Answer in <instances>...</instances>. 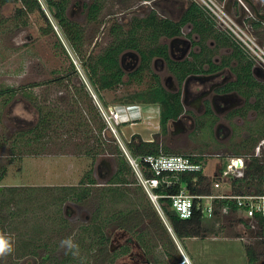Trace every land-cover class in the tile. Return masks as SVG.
Listing matches in <instances>:
<instances>
[{
	"label": "rangeland",
	"instance_id": "obj_1",
	"mask_svg": "<svg viewBox=\"0 0 264 264\" xmlns=\"http://www.w3.org/2000/svg\"><path fill=\"white\" fill-rule=\"evenodd\" d=\"M91 1L66 0V16L79 25L82 33L76 44L77 53L74 52V47L66 39L57 21L48 10L47 0H39L45 17L39 11H33L16 18L14 16L15 9L20 6L19 2L0 4V88H16L14 95L10 98L7 97L9 93L0 94V172H3L2 179H0V190L8 186L76 185L90 168H93L92 176L96 178L98 185H103L114 169L112 157L106 154L94 159L90 157V153L84 154L83 149L87 148V150L93 151L97 148L98 142H111V139L125 148V142L133 134H137L143 140L157 142L160 148L166 147L168 153H190L201 156L205 154L203 156L208 158L204 166L207 175L219 167L220 162L222 165L226 162L224 160L228 159L227 157L235 155V152H241L240 155L247 160L253 149L245 148L239 145V142L247 136L248 130L256 128L255 124L258 120L260 123H264V112L262 115L257 114V117H254V112L248 111L245 113L243 121L238 117L227 120L220 117L214 119L210 127H201L199 132L179 130L169 122L166 131L162 133L159 125L160 108L157 104L123 101L127 97V93L140 86L144 87L150 82L146 74L141 85L133 82L131 85L120 84L112 89L100 91V95L107 104L105 108L114 105L120 106V104L153 108L150 111L144 110L142 117H139L136 112L141 111L135 107L133 120L116 126L117 136L106 127V124H103L100 114L98 117L97 113L88 112L85 96L83 93L75 91V88L79 86V81L82 80L88 90L92 91L91 95L95 94V99L98 102L99 99L84 77L80 60L82 57L94 56L102 52L111 42L110 26L114 22H118L126 27L132 17H142L151 8L156 9L160 16L177 20L185 6L188 5L187 0H98L101 10L96 19L91 20L87 18L86 9L83 6ZM254 2L256 4L260 0H254ZM48 23L52 29L43 33V28ZM190 28L192 25L188 23L182 26L183 33L181 35L183 38L187 37L185 34L189 33ZM189 38L196 41L198 34L195 32ZM222 41L216 39L217 44H221V46H217V54L226 55L231 50V46L227 42H225L226 44L221 43ZM203 42L207 48L213 42V38L208 37ZM167 43L169 44V41ZM135 55L130 49L119 55L125 72L136 66ZM153 62L151 59L150 68L159 74L164 86L166 87L167 82L171 84V76L164 67L163 61ZM70 63L75 66L78 78L75 75L68 76L59 82L52 81L28 87L34 82H45L57 74L66 73ZM106 63L107 61H105ZM223 71L224 76L231 77L229 70L224 69ZM18 87L22 88L17 90ZM36 104L46 111L49 110L45 111L46 115L43 117L46 121L44 128L40 129L45 137H41L39 141L25 147L16 134L25 132L39 123L40 118ZM140 108L142 109V107ZM67 110L72 112H65ZM79 120L88 125L90 132L84 133L86 128L83 124L77 125ZM216 121L227 127V136L223 130L218 128L217 131V127L213 126ZM101 125L102 128L98 132V127ZM212 129L215 134L217 133L216 140L213 138L215 136H213ZM70 130L75 132L70 134ZM71 135L73 137L68 139ZM24 136H28V134H24ZM63 140V143L69 142L64 145ZM78 143L82 148H76V145L79 146ZM213 154H220V157H215ZM204 177L205 179L199 183L200 189L209 186V184L207 185L209 177ZM250 191L253 192L254 188H250ZM41 207L36 208L35 213L28 216L27 214L21 215L18 227L23 236L30 232L29 226L42 220L44 212ZM92 209L93 204L88 201L82 203L67 201L64 203L63 216L68 220L72 235H65L66 231L65 234L62 232L53 235L55 242H58L56 252L63 249L61 247L62 240L69 237L74 240V231H77L81 224L89 221ZM218 217L221 229H216L217 235L207 231L205 238H186L183 241V247L179 243L192 263L248 264L246 250L251 249L256 256V260L252 264H264V229L243 231L241 219H238L236 214L228 216L218 214ZM208 223L211 222L206 221V225ZM108 232H110V241L107 245L109 251L121 249L124 245L129 246L130 251L104 264H121V262L145 264V256L133 243L127 232L117 230L113 226L108 228ZM241 236L244 239H241ZM26 238L23 237V239ZM49 238L51 237L46 234L38 242L41 244L53 242V239ZM36 252L37 254L33 257L13 255L12 260L7 256L5 263L38 264L40 257H46L47 254L42 247L36 249ZM89 264L96 263L90 262Z\"/></svg>",
	"mask_w": 264,
	"mask_h": 264
},
{
	"label": "trees",
	"instance_id": "obj_2",
	"mask_svg": "<svg viewBox=\"0 0 264 264\" xmlns=\"http://www.w3.org/2000/svg\"><path fill=\"white\" fill-rule=\"evenodd\" d=\"M6 2L20 3V6L15 9L14 16L16 18L33 11H39L45 17L39 0H0L2 5ZM187 4L180 19L176 21L160 16L156 9L151 8L142 17H132L126 27L114 22L109 28L111 42L103 51L94 56L90 55L81 58L80 66L84 77L97 94L103 107H106L107 104L104 102L102 95H100L101 90L112 89L120 84L131 85L133 82L141 85L146 74L150 82L144 87L140 86L127 93V97L123 101L157 104L160 108V131L162 133L166 131L168 121L179 114L182 106L179 101V93H171L162 87L157 74L150 68V60L153 56L165 58L168 61L170 70L181 81L190 72L207 71V69L203 68V65L204 63L210 64V58L196 57V61L199 63L198 66L192 65L187 61L179 64L169 61L166 54V46L159 44V37L178 35L181 27L187 23L191 24L193 30L199 35L202 49H205L203 42L205 39L208 37L217 39L218 36L217 29L211 19L193 2L188 0ZM47 5L66 39L74 47V52L77 53L76 44L79 42L82 33L79 25L69 20L65 15L66 0H47ZM87 8L88 18L95 20L101 10V4L98 0H92ZM48 29H52L50 24H48L47 28H43V33H47ZM128 49L135 50L138 53L139 62L133 71L126 74L119 63V55ZM236 60L237 67L234 69L236 80L232 84L251 83L255 86L256 82L250 71L252 63L243 54L240 57H236ZM105 61H107L106 64ZM74 75L78 78L75 66L70 63L69 70L66 73L57 74L45 82H34L29 84L28 87L47 84L52 81L59 82L68 76ZM125 75L126 79L124 78ZM21 88L18 87L17 90ZM15 89L11 87L0 88V94L9 93L7 97L10 98L14 95ZM75 91L83 93L85 96L88 112L97 113L96 115L99 117V109L91 95L92 91L88 90L82 80L79 81V86L75 88ZM36 110L39 113V123L25 132L16 134L25 147L39 141L41 137H45L40 129L44 128L46 121L43 117L49 110L46 111L37 104ZM65 112L72 111L67 110ZM78 123V126L80 124L85 126L86 131L84 133L90 132L86 123L81 120ZM103 124L105 123L103 122ZM102 125L98 127V132ZM74 132V130H70L69 133L72 134ZM24 134H28V136H24ZM72 137L73 135L69 136L68 139ZM255 141L256 139L254 138L251 144H254ZM67 143L63 144L66 145ZM79 146L76 145V148H82L81 144ZM96 147L95 150H91L92 152L84 148L83 153H90V157L94 159L109 154L114 162L113 172L104 181L103 185H98L96 178L92 176L93 168H90L76 185L54 187L8 186L0 190V232L10 236L13 244V252L7 255L8 258L13 255L33 257L37 254L36 249L42 247L47 256H41L38 264H89L90 262L104 264L115 260L129 250V246L125 245L121 249L108 250L107 245L110 241L108 228L113 226L115 229L123 230L131 236L150 264H184L182 263V255L176 246V241L183 247L182 244L186 238H205L207 231L217 235L216 229H221V225L218 223V214L211 219H206L201 212L194 211L190 218L183 219L171 208L169 198L160 199L164 216L163 220L139 184L120 145L114 139H111V142H98ZM125 149L131 156L168 153L166 147L160 148L157 142L143 140L137 134H133L125 142ZM146 175H149L148 172H146ZM2 176L3 172H0V179H2ZM194 176L197 178L198 183L205 179L198 171L182 177L192 190L194 188H192L189 181ZM232 184L236 193L250 192V188H254L255 192L264 193V165L259 163L257 158L248 157L243 176L233 178ZM175 190L176 187L165 188V191L169 193ZM199 191L208 192L209 187L199 189ZM67 201L80 203L88 201L93 204L89 221L81 224L78 230L74 231L75 233L73 232L74 242L79 246L80 254L77 257L67 252L65 248L56 252L58 242H55L53 238L54 234L58 235V233L61 234L62 232L65 234V231V235H72L68 220L63 216V205ZM223 202L220 201L219 204ZM40 206H42L41 208H43L44 212L42 220L36 221L29 226L30 232L23 236L18 227L21 215L27 214L28 216L35 213L36 208ZM33 217L36 218L37 216ZM206 221L211 223L206 225ZM256 225V230L264 229V219H258ZM168 226L171 230H168ZM246 226L248 227V225ZM46 234L51 237L49 239H53V242L39 243L38 241ZM23 237L27 238L23 239ZM19 239L21 240L19 241ZM246 254L248 256V264L254 263L256 256L251 249H247ZM7 256L0 258V264H6L5 258Z\"/></svg>",
	"mask_w": 264,
	"mask_h": 264
},
{
	"label": "flooded vegetation",
	"instance_id": "obj_3",
	"mask_svg": "<svg viewBox=\"0 0 264 264\" xmlns=\"http://www.w3.org/2000/svg\"><path fill=\"white\" fill-rule=\"evenodd\" d=\"M218 1L223 3L229 14L241 26H243L247 31L254 34L259 41L264 43V0H260V2L256 4L254 0H218ZM89 4L90 2L83 5L86 9L87 18H88L87 7ZM66 10L67 8L65 9V15H66ZM49 11L52 17L55 19L52 11L51 10ZM180 17L177 20H179ZM216 29L218 33L217 38L219 40L224 41V42L222 41L221 43L227 42L231 46L230 48L231 50H229L228 53L225 52L227 53L226 55H219L220 53L217 54V46L218 45L221 46V44L220 43L217 44L215 38H213V42L211 43V45L209 47L207 46V49L206 47L205 49L201 48L199 35L196 41H192L191 38L189 37H191V35L195 33L193 28L189 29L190 31L189 33L185 34L187 35V37L185 38H183V36L181 35L183 33L181 27L180 33L178 35L172 37L161 36L158 39L159 44L166 46V54L168 56V60L173 61L177 64L187 61L190 62L192 65L198 66L199 63L196 61V57L203 56L210 58V64L204 63L203 65V68L207 69V71L190 72L186 74L181 81H179L174 75V73L170 70L168 61L165 58L161 56L152 57L154 62L163 61L164 67L167 69V71L171 76L170 82L173 85L167 82V84L165 83L166 84L165 87L159 74H157L154 71V73L157 74L159 78V82L162 85V87H164L165 90L171 93H179V101L182 106L181 110L174 119H170L168 121V123L170 122L175 128H178L179 130H188V131L190 130L192 132H199L201 127H206V126L210 127L211 122H213L214 119L216 120L217 118L220 117L226 120L238 117L243 121V117H245V113L248 111L254 112V117L255 116L257 117V114L260 116L262 115V112H264V104H262V101H264V81L262 80L264 79H260V77L255 76L253 74V69L255 67L253 66L252 60L246 54H244L238 48V46L234 42H232L231 39L222 30H220L219 28ZM168 41L169 44L167 43ZM174 47L176 48L173 49ZM133 53L136 54L135 55L136 66L132 70L126 72V74L133 71L138 65L139 55L135 50H133ZM242 54L252 63V67L250 71H251V76L254 78L256 82L255 86H253L251 83L232 84L236 80V76L234 73V69L235 67H237L236 57H240ZM120 61L121 59L119 60V62ZM121 67L123 69L122 65ZM224 69L230 71L231 77L223 75ZM262 77H264V75H262ZM124 78L126 79V75L124 76ZM166 81H168L167 78ZM255 125H257L256 128L252 130H248L247 136L244 137L239 142V145L245 148L253 149L249 157L257 158L259 163L264 165V123H260V121L258 120ZM213 126L217 127V131L218 128L223 130L225 136H227V127L222 125L221 122L218 123V121H216L215 123H213ZM213 131L214 130L212 129V132ZM213 136H215L213 137L214 140L218 138L217 133L215 134L213 132ZM254 138L256 139L255 141L256 144L255 143L251 144ZM240 154L241 152H235V155H232L231 157H227L228 159H225L224 161H227L234 157H240L244 159L246 166V159L244 158V156ZM203 155L202 156L200 155L201 156L200 158L204 160V162H206L207 161L206 159L208 158L206 156L204 157ZM213 155H215V157H220V154H213ZM242 229L243 231H247V232L256 231V228H249L247 226H244ZM240 238L244 239L243 236H241ZM133 243L136 244L134 241ZM129 251L130 248L127 253H129ZM144 260L147 259L145 258ZM122 263L129 264L128 262H121V264ZM182 263L188 264V258L186 261H184V258L182 256ZM148 264H150L149 261Z\"/></svg>",
	"mask_w": 264,
	"mask_h": 264
},
{
	"label": "built area",
	"instance_id": "obj_4",
	"mask_svg": "<svg viewBox=\"0 0 264 264\" xmlns=\"http://www.w3.org/2000/svg\"><path fill=\"white\" fill-rule=\"evenodd\" d=\"M189 1L196 4L211 19L214 26L222 30L252 60L258 72L264 75V43L241 26L229 14L222 2L218 0ZM92 96L95 99L94 93ZM95 102L103 122L115 136H117V125L133 120L135 107L141 111L136 112L139 117H142L144 110L153 109L149 106L121 104L105 108L96 99ZM119 145L139 184L163 220L161 198H169L171 208L183 219L190 218L194 211L201 212L206 219H211L217 214L222 216L236 214L238 219H241L242 226L248 225L249 228H256L258 219H264V193L255 191L236 193L233 190V178L243 175L245 168L243 158H231L207 175L204 167L206 162L200 158L199 154L157 153L131 156L121 144ZM194 171L209 177L208 192L199 191V183L195 176L189 181L193 190L182 179L183 176ZM146 172L149 175H146ZM173 187H176L174 192L165 191V188ZM220 201L224 202L219 204ZM168 230H171L169 226ZM184 261H186L185 257Z\"/></svg>",
	"mask_w": 264,
	"mask_h": 264
},
{
	"label": "clouds",
	"instance_id": "obj_5",
	"mask_svg": "<svg viewBox=\"0 0 264 264\" xmlns=\"http://www.w3.org/2000/svg\"><path fill=\"white\" fill-rule=\"evenodd\" d=\"M61 247L65 248L74 257L79 256V246L74 240L69 237L61 241ZM13 252V244L11 237L7 234L0 232V258H3Z\"/></svg>",
	"mask_w": 264,
	"mask_h": 264
},
{
	"label": "crops",
	"instance_id": "obj_6",
	"mask_svg": "<svg viewBox=\"0 0 264 264\" xmlns=\"http://www.w3.org/2000/svg\"><path fill=\"white\" fill-rule=\"evenodd\" d=\"M176 246H177L178 250L180 251L181 255H182V253H183L185 256H187V258H188V264H193L192 261H191V259H190V258L188 257V255L183 251V248L180 246L179 242H177V241H176ZM181 248H182V249H181ZM184 264H185V263H184Z\"/></svg>",
	"mask_w": 264,
	"mask_h": 264
},
{
	"label": "water",
	"instance_id": "obj_7",
	"mask_svg": "<svg viewBox=\"0 0 264 264\" xmlns=\"http://www.w3.org/2000/svg\"><path fill=\"white\" fill-rule=\"evenodd\" d=\"M225 8H226V7H225ZM253 74H254L255 76L260 77V79H264V77H262V75L256 70V68L253 69ZM262 81H264V80H262ZM144 262H145V264H148V260H144Z\"/></svg>",
	"mask_w": 264,
	"mask_h": 264
},
{
	"label": "bare ground",
	"instance_id": "obj_8",
	"mask_svg": "<svg viewBox=\"0 0 264 264\" xmlns=\"http://www.w3.org/2000/svg\"><path fill=\"white\" fill-rule=\"evenodd\" d=\"M183 255H184V254H183ZM183 255H182V256H183ZM184 257L186 258V256H183V258H184ZM186 260H187V258H186Z\"/></svg>",
	"mask_w": 264,
	"mask_h": 264
}]
</instances>
